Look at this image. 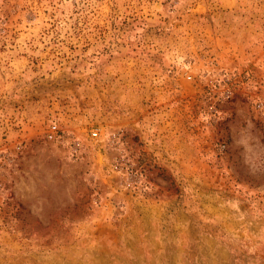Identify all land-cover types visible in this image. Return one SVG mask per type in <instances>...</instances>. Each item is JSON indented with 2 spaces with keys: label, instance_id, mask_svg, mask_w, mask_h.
Wrapping results in <instances>:
<instances>
[{
  "label": "rangeland",
  "instance_id": "obj_1",
  "mask_svg": "<svg viewBox=\"0 0 264 264\" xmlns=\"http://www.w3.org/2000/svg\"><path fill=\"white\" fill-rule=\"evenodd\" d=\"M0 264H264V0H0Z\"/></svg>",
  "mask_w": 264,
  "mask_h": 264
},
{
  "label": "built area",
  "instance_id": "obj_2",
  "mask_svg": "<svg viewBox=\"0 0 264 264\" xmlns=\"http://www.w3.org/2000/svg\"><path fill=\"white\" fill-rule=\"evenodd\" d=\"M57 131H58L57 126H53L51 131H50L49 138L55 139ZM93 135H94V137L98 136V132H96V131L93 132Z\"/></svg>",
  "mask_w": 264,
  "mask_h": 264
}]
</instances>
